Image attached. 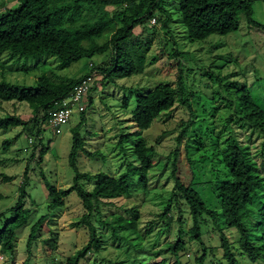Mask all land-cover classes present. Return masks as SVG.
Here are the masks:
<instances>
[{
  "label": "rangeland",
  "instance_id": "374dc122",
  "mask_svg": "<svg viewBox=\"0 0 264 264\" xmlns=\"http://www.w3.org/2000/svg\"><path fill=\"white\" fill-rule=\"evenodd\" d=\"M251 1L253 20L256 25L264 27V0ZM19 3L20 0H0V8H16ZM166 7L172 12L168 29L163 27L166 16L157 17L155 24L154 18L150 19L135 28L132 38L122 46L123 52L135 63L134 74L112 81L106 73L97 71L94 89L86 99V112L84 115L74 114L59 134L46 122H39L36 130L41 133L37 140L29 132L37 120L30 106L26 103H0V116L16 115L24 121L22 126L0 133V193L4 195L0 200V216L3 215L0 234L12 220L10 213L20 201L22 187L26 186L27 192L25 207L32 211L27 225L18 231L15 255L0 249V257L4 258L0 264H65L67 258L89 244L90 232L84 222L86 210L78 195L72 192L66 197L63 208L52 207L45 179L58 190L72 189L77 177L70 164L73 132L84 118L86 124L81 131L84 145L76 159L80 173L95 175L104 172L115 178L126 173L136 159L134 144L128 141L121 145V142L123 137L136 131L132 113L137 105V92L145 94L161 84L178 88L182 81L184 91L179 97L190 101L192 112L197 116L192 115L185 104L178 103L141 134L158 154L150 174L149 191H142L137 182L132 196L106 202L102 214L98 210L91 214L90 223L98 232L101 250L89 254L80 264L141 263L139 259L148 254L137 257L133 246L123 239H115L111 227L105 223L111 213L127 216L124 211L132 208L140 212L139 226L149 248L159 250L175 242L181 231L184 238L189 239L192 217L185 203L178 206L172 202L175 183L173 160H169L177 148V138L184 122L190 127L188 138L181 146L180 174L188 181L206 185L200 189L203 196L218 206L217 192L209 183L224 179L226 169L216 157H210L216 149L214 138L219 135L223 139L229 137V118L233 115L229 106L233 104L235 92L243 86L248 87L257 105L264 110V31L249 24L242 14L238 32L192 43L177 13L176 0H167ZM108 11L112 13L115 8L110 7ZM119 27L106 32L98 43H106ZM113 56L109 50L93 59L83 57L70 67L60 69L57 57L46 54L21 57L7 51L0 56V81L35 86L44 73L56 83L82 79L91 74L94 65H110ZM125 100L129 103L127 107ZM238 136L247 143L250 136L253 144L261 142L256 134L251 135L248 131L239 132ZM200 138L204 141L203 147ZM9 141L10 147L5 149ZM82 183L89 191L94 189V181L84 180ZM169 206L171 211L167 217L171 224L162 218ZM42 217L46 220L29 249L32 227ZM225 226L221 223L217 228L212 220L203 223V241L208 250L206 264H226L220 231ZM224 230L231 238L234 254L241 264H253L248 256H242L237 244L238 234ZM203 250L199 244L188 241L181 264H198L197 259L203 255ZM155 263L156 260L149 262Z\"/></svg>",
  "mask_w": 264,
  "mask_h": 264
},
{
  "label": "trees",
  "instance_id": "16d2710c",
  "mask_svg": "<svg viewBox=\"0 0 264 264\" xmlns=\"http://www.w3.org/2000/svg\"><path fill=\"white\" fill-rule=\"evenodd\" d=\"M166 3L167 0H20L16 8L0 12V56L7 51L21 57L46 54L57 57L60 61L59 68L66 69L83 57L93 59L96 55L112 50L114 56L111 64L94 65L91 73L104 72L112 81L128 77L134 74L136 68L131 56L123 52L122 46L132 38L135 28L150 19L166 16L163 27L168 29L172 12L166 7ZM176 6L192 43L206 41L215 35L227 36L238 32L242 14L247 17L249 24L264 31V27L256 25L253 20L251 0H176ZM110 7L115 8V11L109 12ZM116 26L120 27L106 43L100 45L98 40ZM82 79L56 83L44 73L35 86L0 81V103L28 104L33 110V117L36 116L37 119L36 125L29 132L39 140L41 131L36 130V126L39 122L48 121L55 103L68 96ZM179 84L178 88L161 84L145 94L137 92V105L132 113L136 131L123 137L121 142V145L133 142L136 159L128 171L118 178L104 172L95 175L80 173L76 159L83 150L81 131L86 119L74 130L70 164L76 170L77 177L72 189L58 190L45 179L52 207L63 208L65 198L75 192L86 210L84 222L90 232V242L67 258L65 264H80L89 254L101 250L98 232L90 223L91 214L96 210L102 214L103 204L106 202L132 196L137 182L142 191H149L150 174L154 170V159L158 154L156 148L150 146L141 134L149 130L160 116L172 111L178 103L185 104L191 114L197 116L192 112L190 101L180 99L184 87L182 81ZM235 94V99L231 101L233 104L229 106L233 111L229 118L230 135L227 139H223L221 135L214 138L216 149H213L214 155L210 156L216 157L226 169L224 179L218 178L215 183H209L211 189L214 188L217 192L218 206L203 196L200 189L206 185L188 181L180 174L178 165L181 162V146L184 139L188 138L189 123H183L181 135L177 138V148L169 157V160H173L172 177L175 183L172 202L178 206L185 203L192 217L193 225L188 240L181 231L175 242L154 250L149 248L141 234V215L137 208L125 210L127 216L111 213L106 217L105 223L111 227L115 239H123L132 245L137 257L148 254L139 259L140 264H149L152 260H156L155 264H181L188 241L197 243L204 249L197 263L206 264L208 250L203 241V223L206 220H212L217 228L223 223L226 225L224 229L235 231L242 256H248L253 264H264V110L257 105L247 86H243ZM128 104V100H125L126 107ZM23 123V119L16 115L0 116V133L20 127ZM243 131L256 134L261 142L253 144L252 136L248 143L242 141L238 133ZM200 140L203 147L204 141ZM10 144V141L7 142L5 149ZM187 145L189 146L188 143ZM186 151L189 152L188 147ZM84 180L94 181L92 191L83 185ZM20 191V201L10 213L12 220L0 234V249L11 256L16 253L18 231L27 225L32 213L24 203L26 186ZM3 198L4 195L0 193V200ZM170 207L162 215L169 224L167 216L171 211ZM45 220L46 217H42L32 227L29 249ZM224 229H220L223 258L226 264H241L234 254L231 238L225 234Z\"/></svg>",
  "mask_w": 264,
  "mask_h": 264
},
{
  "label": "built area",
  "instance_id": "2783aa9c",
  "mask_svg": "<svg viewBox=\"0 0 264 264\" xmlns=\"http://www.w3.org/2000/svg\"><path fill=\"white\" fill-rule=\"evenodd\" d=\"M3 11L5 9L0 8V12ZM153 22L155 24L157 20L154 18ZM90 67H92V64ZM96 72L94 71L84 77L68 96L55 103L53 110L49 113L48 121H46L55 133L59 134L62 127L69 123L74 114H82L86 111V99L94 89ZM40 138L42 139V136ZM30 140L32 142V139ZM0 260H4V258L1 256Z\"/></svg>",
  "mask_w": 264,
  "mask_h": 264
}]
</instances>
